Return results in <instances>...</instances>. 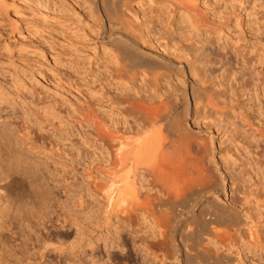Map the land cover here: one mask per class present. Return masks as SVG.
Instances as JSON below:
<instances>
[{"label": "bare ground", "instance_id": "bare-ground-1", "mask_svg": "<svg viewBox=\"0 0 264 264\" xmlns=\"http://www.w3.org/2000/svg\"><path fill=\"white\" fill-rule=\"evenodd\" d=\"M87 1L122 88L88 79L77 99L56 90L50 107L31 97L34 77L14 97L0 92V161H18L0 165V264H264V123L245 113L250 93L243 107L215 100L191 59L195 32L212 27L200 9L210 0ZM156 3L180 14L186 35L136 22L135 9ZM239 108L263 146L261 161L239 166L237 206L213 130Z\"/></svg>", "mask_w": 264, "mask_h": 264}, {"label": "rangeland", "instance_id": "rangeland-1", "mask_svg": "<svg viewBox=\"0 0 264 264\" xmlns=\"http://www.w3.org/2000/svg\"><path fill=\"white\" fill-rule=\"evenodd\" d=\"M90 8L87 0H0L2 95L14 97L13 87L23 86V81L30 82L32 77L40 81L31 96L40 107L52 105L56 90L79 98L88 79H92L88 81L90 87L98 83L112 95L122 88V82L115 87L119 81L112 75L116 67L111 53L99 48L100 23ZM200 9L211 16L212 29L195 32L198 36L190 44L191 59L206 70V85L219 102L238 101L243 107L249 93L255 101L254 108L249 105L247 111L230 110L214 120V162L225 169L228 183L236 182L233 201L230 185L227 188V201L239 206L243 185L239 166H247L249 157L261 161L258 155L263 146V139L249 130L244 114H251L256 124L264 123V0H210L201 3ZM173 10L170 5L144 4L135 9L134 17L137 23L154 30L164 27L172 36L186 35L187 23ZM174 80L167 82L176 86ZM144 85L151 91L153 82L147 79ZM9 119L22 120L13 115ZM5 144L0 134V149ZM7 158H2L7 162L0 161V165L18 163L16 158L9 162ZM180 210L179 219L184 220L189 212Z\"/></svg>", "mask_w": 264, "mask_h": 264}]
</instances>
